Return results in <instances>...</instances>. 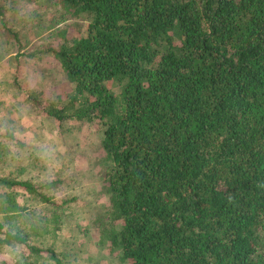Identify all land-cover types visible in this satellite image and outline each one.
<instances>
[{
  "label": "trees",
  "instance_id": "trees-1",
  "mask_svg": "<svg viewBox=\"0 0 264 264\" xmlns=\"http://www.w3.org/2000/svg\"><path fill=\"white\" fill-rule=\"evenodd\" d=\"M25 1L58 11L57 43L25 54L56 58L71 90L23 89V102L61 130L97 129L96 225L120 264H264V0ZM5 9L0 33L18 40ZM21 142L0 134V264H71L40 240L38 213L59 229L79 197L57 192L75 182Z\"/></svg>",
  "mask_w": 264,
  "mask_h": 264
},
{
  "label": "rangeland",
  "instance_id": "rangeland-1",
  "mask_svg": "<svg viewBox=\"0 0 264 264\" xmlns=\"http://www.w3.org/2000/svg\"><path fill=\"white\" fill-rule=\"evenodd\" d=\"M47 2L36 4L25 0H3L9 25L18 31L21 44H16L13 38L7 41L0 33V134L10 131L14 139L21 143L40 144L39 152L34 156L38 161H35L59 166L55 171L63 170L61 173L64 174L61 175L69 181L72 179V184L75 182L73 186L76 185V188L57 192V196L61 197L70 192L79 197L77 203L58 211L59 229H54L56 223L51 221L52 212L43 208L44 211L38 213L39 225H42L38 231L42 233L40 240H44V245L54 246L67 263L120 264V260L111 254L108 244L101 242L96 225V217L105 213V204H108V197L101 193L102 183L95 178L89 180L87 172L89 165H94L90 158L95 156L93 152L99 148L97 129L93 125L78 127L80 122H72L70 125L65 124L64 130H61L56 123L35 110L33 104L23 102L26 97L23 89L41 87L43 97L71 90L69 80L56 58L47 56L35 60L25 54L27 50L57 43L53 25L49 24L58 11ZM68 20L69 23L62 25H69L72 20ZM80 22L84 26L88 23L83 19ZM70 29L74 31V27ZM12 149L18 150L15 145ZM76 150L77 156L70 155ZM2 151L4 146L0 144ZM31 151L21 159L30 161L33 155ZM7 153L11 155V152ZM61 158L63 164H60ZM36 168L41 169V165L37 164ZM41 171L35 173L40 174ZM42 206L41 203L31 204L26 211L41 210ZM8 253L23 263L31 262L16 248L9 249ZM44 261L49 263L46 259Z\"/></svg>",
  "mask_w": 264,
  "mask_h": 264
}]
</instances>
